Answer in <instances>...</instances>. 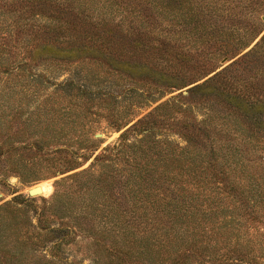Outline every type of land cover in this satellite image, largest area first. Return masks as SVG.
<instances>
[{
    "label": "trees",
    "instance_id": "16d2710c",
    "mask_svg": "<svg viewBox=\"0 0 264 264\" xmlns=\"http://www.w3.org/2000/svg\"><path fill=\"white\" fill-rule=\"evenodd\" d=\"M201 6L197 0H0V39L6 40L7 35L12 37L15 30L33 29L41 31L42 40L50 45L59 43L60 34H68L65 36L74 38L71 45L76 51L100 54V57L93 56L94 65L100 69L104 62L115 61L122 67L149 71L152 82H156L153 78L159 67L161 72L172 68L185 72L186 68H194L200 53L214 48L207 53V59L200 67L204 69L202 73L209 70L215 73L214 76L190 90L197 93L214 89L210 91L211 100L219 102L222 111L208 115L199 131L209 140L211 132L208 128L219 127V133L236 134L235 143L233 146L210 145L211 156L204 154L200 161H197L198 156L187 151L185 164L189 187L181 185L175 189L170 201L164 198L151 200L165 178L161 173L149 175L147 171L144 174L142 169L133 168L125 178L122 174L119 177L107 174L103 170L105 166L97 169L98 163L106 159L99 155L88 169L57 183L52 198L56 206L71 207L67 189L70 190L73 184L85 187L84 193L93 204L95 199H107L110 193L123 196L116 185L123 182L139 202V217L145 221L139 222L135 243L137 259L130 250L117 251L116 261L96 250L93 264H264L258 259L261 257L258 255L264 254V156L258 165L247 160L248 155L257 156L259 151H264V24L261 20L256 24L251 18L252 22H247L240 38L242 30L238 32L231 14L217 12L216 8L207 12ZM27 13L30 16L37 13L42 19L31 24ZM16 14L20 15L17 20ZM7 16L11 19L8 25L4 20ZM259 37L261 39L256 42ZM209 43L213 46H208ZM220 54L234 61L218 71L221 67L214 60ZM27 58L23 57V60ZM26 65L17 57L13 59L9 49L0 47V70L4 74L19 75ZM235 69L237 72L233 73ZM234 77L242 82L232 84L235 103H228L223 96H229L228 85ZM258 105L263 106L256 110ZM223 108L227 113L224 114ZM147 122L138 121L134 127ZM124 138L122 135L121 144L104 152L123 156L127 149L144 146H141L144 141L129 145ZM203 148L208 150V145ZM65 163L71 161H64L62 169L51 175H64L78 168L72 165L63 168ZM166 176L170 177L167 173ZM222 191L231 197L230 215H225L222 207ZM119 196L115 201L120 199ZM206 202L210 210L220 209L211 215L215 216V221L203 214ZM204 218L210 221H204ZM45 222L0 221V240L5 238L0 241V264H60L63 259L58 249L67 241L72 229L65 225L55 229ZM39 226L41 229L37 231ZM30 228L34 231H28ZM65 233L67 235L61 239L54 236ZM8 236H14L13 241Z\"/></svg>",
    "mask_w": 264,
    "mask_h": 264
},
{
    "label": "rangeland",
    "instance_id": "374dc122",
    "mask_svg": "<svg viewBox=\"0 0 264 264\" xmlns=\"http://www.w3.org/2000/svg\"><path fill=\"white\" fill-rule=\"evenodd\" d=\"M197 1L207 12L216 8L217 12L231 14L238 32L242 30L240 38L251 18L256 24L259 20L264 24V0ZM31 14L35 15L27 13L26 16L31 24L42 19L37 13ZM18 16L16 14V20ZM4 20L8 25L10 16ZM65 35L68 36L60 34L59 43L50 45L42 40L41 31L33 29L15 30L12 37L7 35L6 40L0 39V47L9 49L13 59L17 57L18 61L27 63L19 75L10 76L0 70V221H34L37 224L41 220L47 221L48 227L60 229L65 225L72 229L67 241L58 249L63 259L60 264H93L96 250L113 261L117 260V251L130 250L133 258L137 259L135 243L139 222L145 219L139 217V202L123 182L116 184L117 191L120 189L123 196L110 193L107 199H95L93 204L84 193L85 187L73 184L70 190L67 189L71 207L66 208L52 202L57 183L88 169L99 155L106 159L98 163L97 169L105 166L103 170L107 174L118 177L122 174L125 178L133 168L142 169L144 174L147 171L149 175L161 173L165 178L161 180L160 189L154 192L156 197L151 200L164 198L170 201L175 189L181 185L189 187L185 164L187 151L198 156L197 161H200L204 154L211 156L210 145L233 146L235 143L236 134L227 136L219 133V127L208 128L211 132L209 140L199 131L208 115L222 111L219 110L220 103L211 100L210 91L214 89L207 88L197 93L190 90L214 76V72L206 70L207 75V72L202 73L204 69H200L207 53L214 48L200 53L198 61L193 62L194 68H186L185 72L174 68L161 72L159 67L153 78L156 82H152L149 71L122 67L115 61L104 62L100 69L94 65L96 60L93 59V56L100 57L99 53L76 51L71 45L74 38ZM189 52L195 51L190 49ZM23 57L29 59L23 60ZM45 59L51 62L47 63ZM215 59L216 65L218 63L221 67L218 71L234 61L221 54ZM229 76L233 77V74ZM232 80L228 85L229 96H223L228 103H235L232 84L242 82L236 77ZM146 81L150 84H143ZM221 104L223 106L224 103ZM262 106L258 105L256 110ZM160 107L162 109L158 111ZM223 109L224 114L227 113ZM138 121L148 122L134 127ZM122 135L129 145L144 141L141 144L143 148L127 149L123 156L104 152L121 144ZM207 145L208 150H205L203 146ZM263 156L264 151H259L257 156L248 155V163L258 165ZM64 161L71 163L63 164V168L66 165L78 168L53 177L51 173L62 169ZM75 163L78 164L75 166ZM41 184H47L48 189H43L40 195L30 196L29 190ZM221 193L225 215H230L231 197L223 191ZM117 196L120 199L115 201ZM203 209V214L213 221V211H220L216 208L210 210L207 202ZM148 217L151 218L152 214ZM40 229L41 226L36 230ZM28 231L33 232L34 229ZM64 235L67 233L54 236L61 239ZM8 237L13 241L14 236ZM258 256H261L257 257L259 262L264 263V254Z\"/></svg>",
    "mask_w": 264,
    "mask_h": 264
},
{
    "label": "water",
    "instance_id": "95a60500",
    "mask_svg": "<svg viewBox=\"0 0 264 264\" xmlns=\"http://www.w3.org/2000/svg\"><path fill=\"white\" fill-rule=\"evenodd\" d=\"M39 191H40L39 187H34V188H32V189L29 190V195L30 196L40 195L39 194L40 193Z\"/></svg>",
    "mask_w": 264,
    "mask_h": 264
},
{
    "label": "bare ground",
    "instance_id": "6f19581e",
    "mask_svg": "<svg viewBox=\"0 0 264 264\" xmlns=\"http://www.w3.org/2000/svg\"><path fill=\"white\" fill-rule=\"evenodd\" d=\"M37 187H39V189H40V191H39L40 193L39 194L43 193V189H44V191H45V189H48V185L47 184H41V185H39Z\"/></svg>",
    "mask_w": 264,
    "mask_h": 264
}]
</instances>
